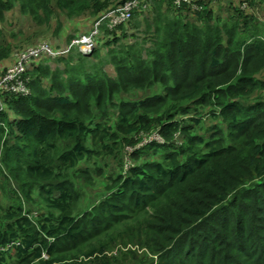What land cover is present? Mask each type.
<instances>
[{"label": "trees", "instance_id": "trees-1", "mask_svg": "<svg viewBox=\"0 0 264 264\" xmlns=\"http://www.w3.org/2000/svg\"><path fill=\"white\" fill-rule=\"evenodd\" d=\"M124 1L0 0V36L14 8L94 25ZM144 3L89 55L34 59L30 94L0 95V264H113L127 242L148 264H264V0ZM81 181L99 189L87 199Z\"/></svg>", "mask_w": 264, "mask_h": 264}, {"label": "rangeland", "instance_id": "rangeland-1", "mask_svg": "<svg viewBox=\"0 0 264 264\" xmlns=\"http://www.w3.org/2000/svg\"><path fill=\"white\" fill-rule=\"evenodd\" d=\"M237 1L238 0H226V3L232 2V5H236ZM52 8H53V12L50 14L49 21L45 25H37L35 22L32 21L30 17L28 18L27 16H23L17 13L18 11L17 8H14L11 11L6 13L5 20L1 24L2 34L0 36V43L2 44L3 48L9 47L11 52H9V55L7 57L3 58L2 60L3 63L0 62V66H2L1 64H3V66L6 67L7 65L13 63V61H15L16 59L18 52L29 46L35 45L42 41H47L51 45L61 46L62 44L65 43L67 35H71L75 33H79V34L85 33L93 25V18H91L88 15L84 14V15H81L75 18H67V16H65V13L58 11L55 7H52ZM222 10L223 11L225 10L224 13L220 11L221 16L224 15V17H227L228 14L231 15L232 13L231 10H229L228 12L226 8H223ZM145 13L147 12L145 11ZM255 15L257 17L263 16V10L262 9L256 10ZM101 47H102V54H104L106 47H103V46ZM77 50H75L73 53L75 57H76ZM48 65H50L51 68L62 67V62L59 63L57 61L55 62L51 61L50 63H48ZM104 69L107 71V73L114 75L111 66L104 65ZM260 76H261V79L264 80V71L260 74ZM43 85L47 87L46 82H44ZM256 93L257 92L255 91L254 94ZM138 96L141 97V94H138ZM196 131L200 132V129H197ZM178 140H179L178 138H175V141H178ZM127 152H130L128 148L127 149L124 148V151H122V156L124 160H126ZM114 153H116V156L119 155V152H117V150L114 151ZM117 160H118V157H117ZM113 164L115 165V163ZM123 168L124 170L125 168H127L125 163L123 164ZM7 187L8 186H6L5 188L4 186L0 187V198H2L3 201L7 199V196L9 195ZM77 187H82L84 191L87 190V195H88L87 199L90 198V196H92V194L95 193L99 189L96 187H87L85 184V181H81L80 186L77 185ZM98 199L99 198L95 199V202H97ZM22 205H23L24 212L29 211V210L32 212L28 214L29 216L37 215L36 210L40 208L34 205L33 203H30L29 201H25V200L22 201ZM102 239L105 240V236H103ZM126 248L136 250L135 252L137 254V259H133L130 256H125L126 260H124L123 259L124 256L121 253H119V250L121 249L126 250ZM138 254H139V261H138ZM107 255L114 256V259H115L114 261L116 262L114 263L113 260H111L113 264H120V263L121 264H129V263L136 264L137 262L138 264H148L151 259V255L146 253L144 250H140L137 245L128 244V242L126 244V247H123L122 245L117 244L112 251H109L107 253ZM37 260H35L31 264H38L39 262ZM12 261L8 260L6 264H11Z\"/></svg>", "mask_w": 264, "mask_h": 264}, {"label": "built area", "instance_id": "built-area-1", "mask_svg": "<svg viewBox=\"0 0 264 264\" xmlns=\"http://www.w3.org/2000/svg\"><path fill=\"white\" fill-rule=\"evenodd\" d=\"M145 0H126L124 3L115 8L107 11L99 19H97L92 27L86 34H79L78 36L71 39L70 43L60 49H55L47 41H42L35 45L29 46L23 50H20L16 56L15 63L6 68L0 75V95L8 96H24L31 93L29 88V79L25 76L29 64L38 58L50 57L54 58L59 54L68 51L71 47H76L82 54L87 55L93 51L95 45V39L100 34V26L106 24L109 30L114 27L127 22L131 17L133 10L139 9L140 7H146ZM191 0H175L176 5H180L181 2H190ZM242 8L246 7V3L241 4ZM192 10L200 9L198 5L192 4ZM5 109L2 103V97L0 96V112ZM150 139L161 140L160 137L154 133L149 138L144 139V142ZM14 244V243H13ZM11 246H0L1 251H5ZM43 257H45L43 255Z\"/></svg>", "mask_w": 264, "mask_h": 264}, {"label": "clouds", "instance_id": "clouds-1", "mask_svg": "<svg viewBox=\"0 0 264 264\" xmlns=\"http://www.w3.org/2000/svg\"><path fill=\"white\" fill-rule=\"evenodd\" d=\"M159 136V135H158ZM146 139V138H145ZM161 139V138H160ZM156 140V139H155ZM144 141V140H143ZM157 141H159V140H157ZM160 141H162V139L160 140ZM145 143V142H144ZM43 255L45 256V257H43ZM42 258H44V259H47V255H45V254H42Z\"/></svg>", "mask_w": 264, "mask_h": 264}]
</instances>
